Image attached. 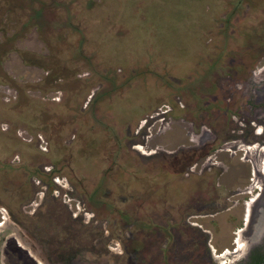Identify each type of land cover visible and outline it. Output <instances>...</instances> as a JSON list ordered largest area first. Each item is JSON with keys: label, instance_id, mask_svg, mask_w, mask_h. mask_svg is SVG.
Returning a JSON list of instances; mask_svg holds the SVG:
<instances>
[{"label": "rangeland", "instance_id": "374dc122", "mask_svg": "<svg viewBox=\"0 0 264 264\" xmlns=\"http://www.w3.org/2000/svg\"><path fill=\"white\" fill-rule=\"evenodd\" d=\"M258 124L264 0H0V222L7 203L30 238L36 207L22 208L45 198L44 222L86 209L89 228L74 225L91 258L131 263L133 235L149 264L157 228L211 203L218 182L224 209L201 223L231 246L262 188L239 195L254 178L241 150L264 144ZM194 167L203 176L184 178Z\"/></svg>", "mask_w": 264, "mask_h": 264}, {"label": "flooded vegetation", "instance_id": "af4514ba", "mask_svg": "<svg viewBox=\"0 0 264 264\" xmlns=\"http://www.w3.org/2000/svg\"><path fill=\"white\" fill-rule=\"evenodd\" d=\"M261 128L263 129L262 132H264V127ZM262 137H264V133ZM242 141L245 142L246 139L243 138ZM245 143L247 145L250 144L248 142ZM227 145L222 144L220 145L221 149H218L222 152L228 151L229 149H226ZM240 146L245 145L236 146L235 144L231 148L236 152L239 151L238 148ZM218 166V161L212 164L213 169L218 168ZM187 170L191 173H184V178H198V176H203L204 174V171H202L200 175H196V167L188 168ZM260 181L262 188L256 196L258 200L253 206L250 220L246 222L245 214L243 215L244 218L242 217V219L246 224L243 223L242 228L233 232L234 237L232 238L231 246L226 248L217 247L214 244L213 230L206 228L201 223L205 220L208 223L214 224L213 221L219 215V209H224L223 207L226 204L222 203L224 205L221 206L218 203L220 200L218 197L220 185L218 182H211L207 184L206 191L209 192L211 190L209 193L217 195L214 196L215 198L212 199L211 203L201 205L192 201L196 205H191L193 210L180 217L178 225L171 228L169 221L168 225L165 226L166 229H163V231L157 228L156 236L160 237L161 246L159 247L157 257L152 256L149 264H157V262L158 264H264V178H261ZM249 186V183L244 184V191L239 193V195L248 196L254 190L252 183L248 192L246 188H249ZM185 191H183L184 194H186ZM207 196L209 195L207 194ZM235 197L236 194H233L226 198L225 201L235 203V201H232ZM245 199L246 197H243V200ZM28 201L30 202L26 203L22 210L25 212L27 205L29 208L34 205L36 207L34 212L30 213L31 215L34 214L36 224H39L33 232L34 238L28 236L30 231L24 223L19 226L13 221V211L7 206V203H4V215L1 217L3 221L0 222V264H106L104 255H102L103 257L98 256L97 259L91 258L89 250L92 246L90 244L91 237L89 233L81 231L74 225V222H78L82 226L81 228H89L91 217L85 213L86 209H79L83 211L82 217H80L79 213L71 210L72 212L67 219L61 214L55 216L54 219H48V221L44 222L42 221V208L47 200L45 198L36 200L33 197ZM231 207L235 208L236 203ZM231 209L229 208L228 211ZM39 210H41L40 213L38 215L35 214ZM87 216L89 219H86ZM239 232H242V250L238 249V245L236 244L237 239H239ZM129 241L130 243H125L128 245L123 248L124 254L128 256L131 262L129 264H144L142 251L139 247H134V244L138 245V238L132 235ZM93 242L100 244V238H95ZM104 243L99 246L101 250L106 249ZM18 252H21L25 256V261H16ZM227 253V257L223 258ZM122 254L123 252L119 253L118 257L122 256ZM113 263L120 264V262Z\"/></svg>", "mask_w": 264, "mask_h": 264}, {"label": "bare ground", "instance_id": "6f19581e", "mask_svg": "<svg viewBox=\"0 0 264 264\" xmlns=\"http://www.w3.org/2000/svg\"><path fill=\"white\" fill-rule=\"evenodd\" d=\"M241 151L245 153V157H246L245 160H248L249 162H252L250 164H253L252 167H253V177L254 178L251 180V182L253 183V186H255L257 189H260V187H261L260 179L264 178V144H262L260 146L257 145L251 151H245V150H241ZM259 176H261V177H259ZM263 185H264V183H263ZM248 212H249V214H252V209L251 210L249 209ZM240 241H239V243H240ZM242 247H243V245H241V247H239L240 250H242ZM240 250H238V251H240ZM227 255H228V253L225 256H227Z\"/></svg>", "mask_w": 264, "mask_h": 264}, {"label": "built area", "instance_id": "2783aa9c", "mask_svg": "<svg viewBox=\"0 0 264 264\" xmlns=\"http://www.w3.org/2000/svg\"><path fill=\"white\" fill-rule=\"evenodd\" d=\"M54 101H56V99H54ZM58 101V100H57ZM21 136V135H20Z\"/></svg>", "mask_w": 264, "mask_h": 264}, {"label": "water", "instance_id": "95a60500", "mask_svg": "<svg viewBox=\"0 0 264 264\" xmlns=\"http://www.w3.org/2000/svg\"><path fill=\"white\" fill-rule=\"evenodd\" d=\"M246 224V223H245Z\"/></svg>", "mask_w": 264, "mask_h": 264}]
</instances>
